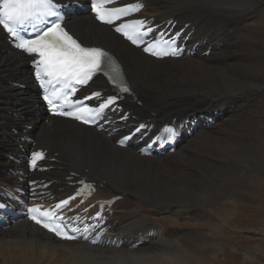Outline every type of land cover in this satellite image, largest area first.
Returning a JSON list of instances; mask_svg holds the SVG:
<instances>
[{
    "label": "bare ground",
    "instance_id": "obj_1",
    "mask_svg": "<svg viewBox=\"0 0 264 264\" xmlns=\"http://www.w3.org/2000/svg\"><path fill=\"white\" fill-rule=\"evenodd\" d=\"M146 1L143 15L155 18L156 24L169 19H175L178 27L190 24L186 33L194 31L191 39L193 45L199 44L197 55L157 61L88 16L71 20L69 26L87 45H104L121 59L137 99L134 102L129 98L126 110L141 120L151 119L158 128L174 118L181 127L194 122L205 126L184 140L173 155L162 159L141 157L132 149L119 148L114 138L71 121L52 119L46 123L41 109L28 102L29 98L36 100V93L27 58L10 50L0 28V189L15 181L9 171L14 164L5 152L14 151L18 144L16 137L4 129L18 126L23 135L24 125H31L33 130L28 133L37 146L57 155L58 162L52 164L55 168L48 178L57 181L50 188L55 194L64 197L70 193L58 189L66 186V177L77 172L103 185L98 198L125 195L117 205H130L111 219L108 234L112 240L118 237L114 245L103 248L60 242L29 222H22L0 232V264H208L205 252L211 241H219L237 202L245 200L236 191L231 200L224 201L228 194L212 192V178L222 169V160H204L215 151L221 159L236 154L249 163L254 160V146L264 145V110L256 113L246 108L264 93V0ZM208 47H212V53L202 56ZM14 82L26 88L17 89ZM98 88H104L100 79L92 86ZM261 163L257 167L264 164L263 156ZM252 177L250 181L242 178L244 192L252 188ZM200 178L206 179L204 186ZM203 189L209 190L205 198ZM218 202L221 214L213 208ZM227 203L230 207H225ZM145 213H168L162 220L177 234L184 225L176 218L206 217L207 228L202 231L196 229L200 224L191 226L192 234L171 239L168 231L165 234L164 223L158 228L146 220ZM139 242L141 246L135 249Z\"/></svg>",
    "mask_w": 264,
    "mask_h": 264
},
{
    "label": "snow or ice",
    "instance_id": "obj_2",
    "mask_svg": "<svg viewBox=\"0 0 264 264\" xmlns=\"http://www.w3.org/2000/svg\"><path fill=\"white\" fill-rule=\"evenodd\" d=\"M112 2L113 0H91L92 11L96 13V18L103 23L113 24L115 20L139 11L142 7L140 4H128L117 8L105 7L106 4ZM61 8L60 0H0V27L16 41L17 49L38 57L32 62L34 76L44 92L43 99L49 105L50 110L56 115L73 117L85 124L94 123L101 112L116 103L118 97L108 96L104 102L100 103L98 109L77 107L74 111L60 110L64 105L71 106L73 103L69 97L70 94L77 91L75 85H87L94 76L102 74L120 92L127 93L130 89L125 85L119 65L108 52L98 47L82 46L65 30L61 24L63 19L60 14ZM51 17H55V19L47 23V18ZM145 24L146 22L143 20H133L115 27V31L121 33L132 44L139 46L143 43L144 35L152 31L150 27L142 31ZM41 25L45 26L41 29ZM29 26L33 35H21V30L27 31ZM165 43L168 42L165 41ZM172 43H174V39ZM169 48H171V44H169ZM143 51L153 56H177L180 54L176 49L170 51L160 49L157 43H149L143 48ZM101 95V92L92 93V96L96 98H100ZM88 98L86 97V99ZM59 101H63V104H59ZM75 103L81 104L82 102L75 101ZM144 127V125H140L137 131ZM166 131L169 140L176 135L173 129ZM127 139L128 137H125L119 143L123 145ZM42 158V152L32 153V167H36L37 160ZM84 187L91 188L89 185ZM83 190L81 189V192ZM74 198L70 197L69 200ZM69 200L60 201L53 210L42 211L39 206H36L27 211L36 224L41 225L49 232L62 239L75 240L78 237L69 234V231L66 230L67 225L63 223V217L58 218L61 223L54 222L55 210L66 206ZM104 206V203L100 204L101 209ZM4 207L6 205L0 204V208ZM99 215L100 213H97V216ZM84 238L87 239V237ZM92 242L96 243V240Z\"/></svg>",
    "mask_w": 264,
    "mask_h": 264
},
{
    "label": "rangeland",
    "instance_id": "obj_3",
    "mask_svg": "<svg viewBox=\"0 0 264 264\" xmlns=\"http://www.w3.org/2000/svg\"><path fill=\"white\" fill-rule=\"evenodd\" d=\"M253 101H252L253 103L246 108L247 109L249 108L255 111L256 113L258 112L263 113L264 93L261 96L255 98ZM7 130L11 132V129L9 127H7L6 131ZM220 138L222 140H226L223 137ZM252 150H254L251 152L252 156H254V160L249 163L242 161L239 155L237 156L236 154H235L236 156L232 154H227V156L228 157L230 156V158L221 159L217 157V153L215 151L209 153L208 156H206V159L204 160L205 163L207 161H214L215 159H217L218 162L222 160V164L219 165L222 167V169L212 178L215 179L214 180L215 187L213 188L212 192L214 193L216 192L219 195L221 194L220 196H223L224 194H228L229 197L224 196L223 201L225 200V198L226 200H231L230 197L234 195L232 193L235 191L237 194L242 193L244 196L243 199H245L237 202L236 204L237 208L232 213V215H230L231 220L228 224L223 225V221L220 223V225H223L225 231L222 234H220V238L219 235L216 237V239L219 238V241H217L216 243H213L211 241L212 245H209L208 250H206L205 259L208 264H264V164L261 165L260 167H257L258 165L262 164L261 156L264 157V153H263L264 145H255L254 149ZM257 161L259 163H257L256 165ZM225 172L226 174L228 173L229 174L225 175ZM236 177L239 179H237ZM250 177H252L253 179L250 182L252 188L250 187H249L250 189L246 188L245 190L246 192H244V190L241 188L242 187L241 182L243 180L242 178H248V181H250ZM205 181L206 179L200 178V183L203 186L205 185ZM248 183L249 182H247V184ZM207 192H209V190H206L205 192V190L203 189L201 191V193L203 194L202 196L203 198L206 197ZM126 203L127 202L119 203L116 209V212L118 214L122 213L124 209L130 206L128 203L126 205ZM230 205H231L230 203H227L225 207H230ZM220 207L221 206H219V202L213 205V208L216 209V211L218 212L217 214H221ZM151 210H155V209H151ZM207 210H209L210 213H213V211L210 208H208ZM149 215L150 216H148V214L145 213L146 220L150 219L158 228L161 227L160 224L164 223L163 222L164 220L162 219L166 217L165 214L154 215V213H152ZM176 219H180V221L178 220L179 223L181 224L183 223V225L185 226V227L183 226L182 228L183 231L181 230L182 232L178 234L171 230L172 227L165 226L166 225L165 223L162 225L163 227H166L164 228L166 230L165 234L168 231V233L171 235L170 236L171 239L182 235L192 234L191 226L200 224L201 226H199L196 229L202 231L203 228H205V230L207 228L204 226V221L206 217H196V218L181 217Z\"/></svg>",
    "mask_w": 264,
    "mask_h": 264
}]
</instances>
